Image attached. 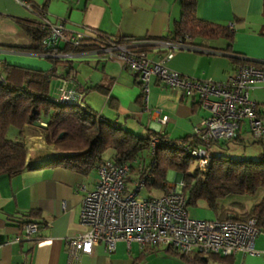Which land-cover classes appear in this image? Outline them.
I'll use <instances>...</instances> for the list:
<instances>
[{
  "label": "crops",
  "instance_id": "0c3cea01",
  "mask_svg": "<svg viewBox=\"0 0 264 264\" xmlns=\"http://www.w3.org/2000/svg\"><path fill=\"white\" fill-rule=\"evenodd\" d=\"M27 2L52 16L64 18L70 24L96 28L114 38L144 40L167 36L181 14L178 0ZM263 3L264 0H197L199 18L225 25L234 34L230 51L227 50L229 42L224 38L191 39L188 41L191 48L175 50L173 56L166 61L167 67L192 79L222 82L236 66L231 59L232 55L252 61H264V37L261 35ZM0 19L12 20L21 30V38L17 41L7 33L0 34V60L41 70L49 69V64L45 61H49L50 56L3 47L29 46L30 39L16 20L37 21L36 16L14 0H0ZM71 54L70 58L57 59L63 61L66 70L71 66L75 75L74 79L68 80L83 93V101L88 108L139 136L154 132L180 141L190 136L192 129L207 114L194 97L166 88L156 78L151 79L147 99H144L141 97L140 84L132 71L118 61L103 59L92 49L72 51ZM162 54L163 50L157 47L147 51L148 57L153 60L160 59ZM82 62L93 66V71L83 77L79 71V63ZM57 73L60 74L58 71ZM54 77L64 78L58 75ZM54 77L50 92L54 86ZM250 96L257 103H263L264 85L254 87ZM158 116H167V122L160 123ZM29 132L31 138L40 139V136L34 135L33 129H29ZM241 133L239 140L235 142L243 148L244 155L241 158L261 157L264 143L259 147H248L246 137L251 134ZM57 155L60 153L53 157ZM112 155L113 152L107 158L103 156V159H111ZM29 156L28 154L26 159L28 165L43 164L53 158L31 161ZM96 178V168L83 174L63 166L32 167L14 176L0 175V264H69V248L65 240L85 233L86 228L80 222L82 198L86 190L94 187ZM35 209L40 210L41 218L33 220L38 224V229L33 239L28 240L25 238L24 226L31 218L26 216ZM227 216L232 214H220L214 219H225ZM17 237L20 240L16 242L14 240ZM36 237L39 238L35 240ZM118 244L127 253L125 261H119L123 256L115 254ZM116 248L109 252L103 244H98L90 254H82L77 264H133L136 258H139L136 264H146L147 257L160 251L158 247L156 251L142 254L143 246L135 242L128 246L123 241L118 242ZM255 248L263 253L236 254L224 260L207 259L201 264H264V232L255 240ZM167 255L170 258L166 259H172L168 260L170 264H190L175 255ZM190 256L198 259L196 251L191 252Z\"/></svg>",
  "mask_w": 264,
  "mask_h": 264
},
{
  "label": "built area",
  "instance_id": "2783aa9c",
  "mask_svg": "<svg viewBox=\"0 0 264 264\" xmlns=\"http://www.w3.org/2000/svg\"><path fill=\"white\" fill-rule=\"evenodd\" d=\"M14 1L30 10L48 31L43 43L49 53L41 56L67 59L71 57V52L55 53L59 44L74 50L86 40H92L96 44L94 51L103 59L118 61L132 71L144 99H147L152 78H156L166 88L194 97L207 114L192 129L190 140L194 144H180L179 148L197 159L201 171L211 164L210 147L218 145L220 141H237L244 122L252 138L264 141V102L257 103L250 96L254 87L264 85L263 68L240 63L222 82L192 79L166 65L175 50L191 48L189 36L178 42L144 39L119 43L112 37L101 35L96 28L70 24L60 16H52L41 8L33 7L27 0ZM143 45H153L163 50L161 58H149L147 52L139 48ZM53 80L54 86L50 92L52 100L86 107L83 93L74 83L61 77H54ZM157 120L166 123L168 117L158 116ZM159 142L157 136L151 138L149 147L152 154ZM96 171L94 187L86 190L82 198L80 222L86 231L65 240L69 248V264H77L82 254H90L98 244H103L109 252H113L120 241L128 246L135 242L140 246L170 247L185 255L193 251L221 256L263 253L255 248V240L261 231L254 218L245 221L229 217L193 219L188 216L187 197L177 191L174 185L165 183V192L157 197H138L145 187V180L152 178L150 173L134 182L135 191L130 192L126 185L129 162L107 160L101 162ZM179 180L180 186H184ZM82 189L85 190L84 187ZM37 229V224L27 223L24 226L25 238L32 240ZM19 240L17 237L14 241Z\"/></svg>",
  "mask_w": 264,
  "mask_h": 264
},
{
  "label": "trees",
  "instance_id": "16d2710c",
  "mask_svg": "<svg viewBox=\"0 0 264 264\" xmlns=\"http://www.w3.org/2000/svg\"><path fill=\"white\" fill-rule=\"evenodd\" d=\"M178 1L181 9L180 18L173 23L167 36L145 40L178 42L180 39L185 40L186 36H189L190 40L224 38L229 42L227 50L230 51L234 34L229 27L199 18L197 16V0ZM262 17L261 35L264 37V3ZM16 21L29 37L30 45L27 47H3L35 55L49 53L43 43L48 36V31L39 21L21 19ZM98 32L103 36L112 37L99 30ZM112 38L119 43L143 40L131 37ZM60 45L57 46L55 53L94 50L96 47L92 40H86L81 47L74 50L67 45L62 44L63 47ZM139 48L147 52L154 46L143 45ZM231 59L236 65L250 63L264 69V62L261 61H252L238 55H232ZM48 60L53 63V66L47 70L0 60V175L14 176L24 169L44 166H63L87 174L97 168L101 162L107 160L129 162V174L135 173L137 170L139 179L144 178L147 173L151 174L152 178L145 180L148 190L155 188L165 192L167 172L174 170L184 184L181 187V192L187 197V206H196L200 201H203L211 210H217L219 199L230 195L254 194L259 188H264V153L260 159L256 160H239L224 155H212L210 166L205 171H201L197 165V159L179 148L180 144H194L190 140V136L180 139V141L169 139L166 134L154 132H149L146 136H139L91 111L86 104V107L82 108L79 105L61 104L52 100L50 98L52 77L58 75L66 79H74L75 73L71 66H68L66 71L58 74L55 65L63 61L54 57H50ZM96 88H100V86H96ZM41 122L45 124L43 125ZM10 127H15L18 130V137L15 139L7 138ZM29 129L34 130V135L39 133L44 143L52 146L60 155L43 164L28 165L25 135L27 132L29 135ZM153 136H157L160 142L152 154V161L146 168L142 169L140 166L135 168L133 162L137 161L142 150H150V141ZM219 145L222 147L224 144ZM108 150H112L113 155L111 159L104 160L103 156ZM193 159L196 160V165L190 172ZM26 217L31 219L25 225L27 223L37 224L33 220L40 219L41 212L38 209L31 210ZM227 217L238 221L254 218L258 229L264 232V196L243 217L236 215ZM38 238L36 237L35 240ZM143 247L142 254L156 251L159 246L145 245ZM164 250L190 264H201L208 257L217 260L230 258V256L197 252V259L191 257L190 254L179 253L170 247H166ZM138 259L136 258L133 264H136Z\"/></svg>",
  "mask_w": 264,
  "mask_h": 264
},
{
  "label": "rangeland",
  "instance_id": "374dc122",
  "mask_svg": "<svg viewBox=\"0 0 264 264\" xmlns=\"http://www.w3.org/2000/svg\"><path fill=\"white\" fill-rule=\"evenodd\" d=\"M20 26L13 22L10 19H0V34L7 33L10 36L15 39V41L19 40L21 38V30L19 28ZM49 64V68L53 66V63L50 61H45ZM79 71L82 74V77L89 74L93 71V66L88 65L84 62L79 63ZM112 64V63H110ZM118 64V63H117ZM77 63L75 64V66ZM56 68L59 73L66 71L65 65H63L62 62L56 63ZM77 69V66H76ZM241 134L244 135V133L247 132L246 124L245 122L242 123L241 126ZM146 133V132H145ZM36 136H39V133L36 134ZM18 137V130L15 127H10L7 133L8 139H15ZM31 135H28L26 133L25 135V142L28 149L29 159L31 161L36 159H45L46 157H53L55 154L59 153L58 151L54 150L52 146H48L44 143L43 139L40 137V139L31 138ZM248 139L247 145L248 147L251 146H261L264 141H258L252 138L250 135H247L246 137ZM219 144H224L222 147ZM218 145H212L210 147L209 153L211 155H224L226 157L234 158V159H251L256 160L260 159V157H251L246 156L247 158H241L242 155H244L243 148L241 144H236L234 142H227L226 144L221 142ZM112 150H108L104 157L107 158L112 153ZM152 153L150 150H142L139 153V156L137 157V161L133 162V166L137 168L138 166L142 167H148L150 162L152 161ZM196 165V160L193 159L191 168L189 169L190 172H192L194 169V166ZM139 179L138 171L136 170L135 173H130L127 178V188L130 192L135 191L134 182H136ZM180 177L177 172L174 170H169L166 175V182L169 185H174L176 187L177 191H181V186L179 183ZM162 194V191L157 190L155 188L147 189L146 186L138 193L139 198H150V197H157ZM264 196V188H259L254 194H245V195H230L225 198L219 199L217 201V210H211L209 209L206 204L203 201H200L196 206H188V216L193 219H204V220H210L218 217L220 214H232L236 215L238 217H243L248 213L252 206L256 204L258 201L261 200V198ZM136 245V244H134ZM133 245V248L136 247ZM160 247V251L157 253H153L149 257L145 259L146 264H170L168 260L172 259H166L170 258L168 256L167 252L164 250L162 246ZM121 244L117 245L116 248V255L123 256L122 260L119 261H125L127 253L122 250ZM172 255V254H171ZM125 257V258H124ZM180 260L179 258H177ZM176 259V260H177ZM174 260V259H173ZM208 261H212L211 257H208ZM180 262V261H176Z\"/></svg>",
  "mask_w": 264,
  "mask_h": 264
},
{
  "label": "water",
  "instance_id": "95a60500",
  "mask_svg": "<svg viewBox=\"0 0 264 264\" xmlns=\"http://www.w3.org/2000/svg\"><path fill=\"white\" fill-rule=\"evenodd\" d=\"M180 177V176H179Z\"/></svg>",
  "mask_w": 264,
  "mask_h": 264
}]
</instances>
